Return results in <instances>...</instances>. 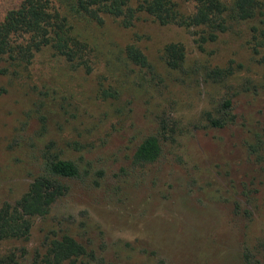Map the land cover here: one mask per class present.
<instances>
[{"label":"rangeland","instance_id":"1","mask_svg":"<svg viewBox=\"0 0 264 264\" xmlns=\"http://www.w3.org/2000/svg\"><path fill=\"white\" fill-rule=\"evenodd\" d=\"M50 1L93 50L92 70L74 68L50 47L27 66L3 60L9 73L0 74V207L28 191L48 147L77 161L83 175L66 182L69 190L47 218L35 220L30 241L18 245L27 250L20 264H34L53 233L93 250L91 264H246L245 255L264 264V66L253 32L259 21L232 23L201 51L196 29L145 14L131 28L109 17L99 25ZM172 1L182 14L195 12L194 0ZM22 2L0 0V21ZM173 43L186 50L178 71L163 59ZM130 44L148 56L152 73L128 63ZM214 68L233 74L209 78ZM103 90L118 96L104 98ZM227 101L232 107L222 115L233 121L211 127L205 113L217 114ZM163 114L176 140L165 143L157 163L134 164ZM249 142L260 146L258 155ZM16 245L0 244V251Z\"/></svg>","mask_w":264,"mask_h":264},{"label":"trees","instance_id":"2","mask_svg":"<svg viewBox=\"0 0 264 264\" xmlns=\"http://www.w3.org/2000/svg\"><path fill=\"white\" fill-rule=\"evenodd\" d=\"M69 10L102 25L106 17L116 19L124 28H131L141 14L153 18L161 25L175 24L200 32L197 39L199 49L204 44L215 42L221 34L228 32L234 22L259 21L253 27L257 44L254 47L258 62L264 66V0H233L228 5L224 0H194L195 12L182 14L172 0H60ZM50 47L57 55L66 59L74 68L92 70L93 50L74 33L68 16L62 15L50 0H23L21 5L8 12L0 21V65L4 61L11 65H30L35 53ZM128 63L137 66L143 73H152L153 65L148 56L135 44L125 48ZM163 59L172 71L183 69L186 50L182 44H168L163 49ZM9 73V65L0 67V74ZM233 71L211 69L209 78L221 80ZM117 92V91H116ZM103 90L104 98H115L118 92ZM232 107L227 101L219 112H207L205 121L211 127L220 129L232 122L229 114L223 113ZM172 122L163 114L159 129L146 137L134 154V164L139 166L157 163L164 154L166 142L176 140V130ZM260 144L262 135L257 134ZM249 151L258 155L260 146L248 143ZM261 160L260 155L257 156ZM83 175L80 164L62 157L48 147L42 155L40 173L33 177L28 191L15 203L6 202L0 207V244L17 245L0 251V264H20L27 255L25 248L18 245L29 242L36 219L47 218L53 206L66 195L69 187L66 182L79 179ZM22 250V251H20ZM95 252L78 242L69 234L53 233L48 237L43 252H37L34 264H91ZM245 263L253 264L252 256L245 255ZM162 264V263H160Z\"/></svg>","mask_w":264,"mask_h":264}]
</instances>
